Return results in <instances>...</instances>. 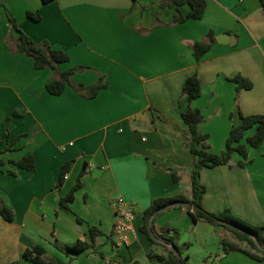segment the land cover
Returning <instances> with one entry per match:
<instances>
[{
  "label": "crops",
  "instance_id": "obj_1",
  "mask_svg": "<svg viewBox=\"0 0 264 264\" xmlns=\"http://www.w3.org/2000/svg\"><path fill=\"white\" fill-rule=\"evenodd\" d=\"M163 1L137 0L132 12L133 0H0V72L12 73L0 76L1 149L11 147L1 156L0 264H33L24 254L37 245L57 264H161L157 257H166L168 246L162 238L152 244L141 228L155 199L193 198L197 158L182 118L189 106L182 93L186 80L198 74L203 81L202 95L192 107L202 112L200 129L210 136L216 154L226 148L238 107L246 116L264 115L260 1L207 0L202 20L156 26V15L169 24L176 14L161 9ZM6 9L36 42L47 41L69 55L60 73L82 68L72 77L75 84L90 87L106 77L107 89L94 99L70 86L60 96L51 95L47 85L57 74L36 70L32 59L13 54L7 45V37L18 34ZM180 9L185 15L190 11ZM28 12L41 21L30 19ZM211 31L216 43L198 63L191 45ZM237 74L250 79L253 88L237 95V85L229 80ZM29 156L35 159L33 171L16 165ZM242 159L236 154L232 167L202 171L207 187L203 206L211 213L230 210L264 226V145L249 150L247 166L239 165ZM70 161L71 172L61 184L62 167ZM86 164L83 188L71 210H61V198ZM119 198L136 207L129 245H120L115 234L113 203ZM3 208L14 213L13 221L3 217ZM188 208L179 204L154 220L158 235L176 237L188 264H264L242 252L226 254L223 240L236 242L234 236L204 220L194 225ZM91 228L101 232L94 242ZM78 241L92 248L82 254L66 251Z\"/></svg>",
  "mask_w": 264,
  "mask_h": 264
},
{
  "label": "trees",
  "instance_id": "obj_2",
  "mask_svg": "<svg viewBox=\"0 0 264 264\" xmlns=\"http://www.w3.org/2000/svg\"><path fill=\"white\" fill-rule=\"evenodd\" d=\"M42 1L44 4H48L55 0ZM133 1L134 5L132 12L135 11L137 3V0ZM259 1L264 9V0ZM183 6H188L190 9L189 13L186 15L183 14L180 9ZM159 7L163 10L175 9L176 14L173 16L169 24L162 22L159 16L156 15V26H177L188 20H202L206 12L207 0H165L159 4ZM6 10L9 22L18 34L15 39L7 37V45L13 54L23 55L32 59L36 70L51 69L57 74L59 78L53 80L47 85V91L51 95L60 96L64 93L67 86H70L84 96V98L94 99L98 96L100 91L107 89L108 83L106 77H100V79L90 87L75 84L72 77L76 72L83 71L84 69L82 68L71 69L60 73V65L69 62V55L65 51L53 49L47 41L36 42L32 37L19 28L18 22L12 13L8 9ZM28 17L35 22L41 21L39 15L31 12H28ZM150 32H152V29L147 30L145 33ZM215 43V34L211 31L205 40L195 42L191 45L193 55L198 63H200L210 52ZM229 80L237 85V95L243 90H251L254 86L250 79L245 78L241 74H237L234 77L229 78ZM202 89V79L198 74H194L186 80L182 90L183 96L187 98L189 103L188 109L182 113V118L190 132L189 149L197 158L196 164L192 170L193 198L192 200H188L184 197L155 199L144 213V224L141 231L149 238L152 244L157 243V238H162L166 246H168L167 256L157 257L159 263L188 264L187 259L183 258L177 247L176 237H169L167 235L160 236L155 231L154 226L155 216L159 215L163 210L173 208L179 204H187L189 206L188 214L194 225L200 220H204L214 227L224 228L225 231L234 236L236 242L223 240V250L226 254L231 252H242L253 259L264 261V250L261 249L264 248V226L250 224L247 221L236 217L230 210H225L221 213H211L205 210L203 206V198L207 193V187L202 183L201 179V174L204 169H214L220 166L232 167L231 163L236 154L243 158L239 163L241 167H245L251 162L249 161V150L260 149L264 145V115L256 114L246 116L238 107L236 113L232 116L237 119V123L234 124L230 131L226 142V148L221 154H216L211 151V147L208 144L210 136L204 134L200 129V124L203 121L202 112L199 109L192 107L193 101L201 97ZM252 130L255 131L254 134L252 136H247V133ZM2 145L3 141H0V168L4 163L1 156L11 150L9 145H6V147L1 149ZM72 163L73 162L70 161L63 165L60 175L61 184L65 182L67 175L71 172ZM16 165L22 169L33 171L35 169V159L30 156L24 157L17 162ZM86 169L87 164L84 166L77 182L70 192L61 198L59 204L61 210H71V205L76 199V193L83 188L82 178L86 173ZM171 172L173 181L178 182L179 177L177 176V172L173 170H171ZM1 213L6 220H14V213L11 210L3 208ZM78 221L82 223L80 219H78ZM90 233L93 242L96 237L101 234L96 228H91ZM240 244L246 245L247 249H243ZM173 247L177 248V254L173 252ZM91 248L92 246L90 243L86 241H78L76 244L66 247V251L75 254H82ZM253 251H255V253H253ZM24 257L33 264H57L53 258L46 255L45 249L39 245L32 249H28L25 252Z\"/></svg>",
  "mask_w": 264,
  "mask_h": 264
},
{
  "label": "built area",
  "instance_id": "obj_3",
  "mask_svg": "<svg viewBox=\"0 0 264 264\" xmlns=\"http://www.w3.org/2000/svg\"><path fill=\"white\" fill-rule=\"evenodd\" d=\"M116 215L115 234L119 237L120 245L131 244L129 234L132 232V222L135 218L136 207L134 203L119 198L113 203Z\"/></svg>",
  "mask_w": 264,
  "mask_h": 264
},
{
  "label": "water",
  "instance_id": "obj_4",
  "mask_svg": "<svg viewBox=\"0 0 264 264\" xmlns=\"http://www.w3.org/2000/svg\"><path fill=\"white\" fill-rule=\"evenodd\" d=\"M226 36H227V37H230L229 35H226ZM232 38H233V37H232ZM217 40H218L219 42H221V39H217ZM233 41L235 42V38H233ZM172 250H173L174 253H176V254L178 253V250H177L176 247H173Z\"/></svg>",
  "mask_w": 264,
  "mask_h": 264
},
{
  "label": "rangeland",
  "instance_id": "obj_5",
  "mask_svg": "<svg viewBox=\"0 0 264 264\" xmlns=\"http://www.w3.org/2000/svg\"><path fill=\"white\" fill-rule=\"evenodd\" d=\"M4 73H5V71L0 72V76H1V75H3L2 77L7 76V73L12 74V73H10V72H8V71H7L5 74H4ZM9 77H10V76H9ZM242 246H243V245H242ZM245 247H246V245H245Z\"/></svg>",
  "mask_w": 264,
  "mask_h": 264
}]
</instances>
